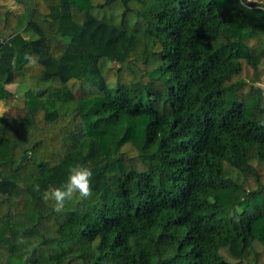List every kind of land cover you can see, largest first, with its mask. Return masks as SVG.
I'll list each match as a JSON object with an SVG mask.
<instances>
[{"label": "trees", "instance_id": "1", "mask_svg": "<svg viewBox=\"0 0 264 264\" xmlns=\"http://www.w3.org/2000/svg\"><path fill=\"white\" fill-rule=\"evenodd\" d=\"M13 1L4 263L264 264V0ZM77 163L92 196L56 212L43 192Z\"/></svg>", "mask_w": 264, "mask_h": 264}, {"label": "clouds", "instance_id": "2", "mask_svg": "<svg viewBox=\"0 0 264 264\" xmlns=\"http://www.w3.org/2000/svg\"><path fill=\"white\" fill-rule=\"evenodd\" d=\"M255 2V0H241V3L244 6ZM25 59L29 62L32 61V57L26 54ZM4 115L3 112H0V117ZM93 176V172L90 167L82 164H74L68 168V176L66 184L61 187H49L46 191L43 192L42 198L46 201H54L56 212H61L64 208L66 201L72 200L75 195L78 194L79 198L87 199L92 196V189L90 184V179ZM33 190L39 192V184L33 185ZM20 242H23L21 238Z\"/></svg>", "mask_w": 264, "mask_h": 264}, {"label": "rangeland", "instance_id": "3", "mask_svg": "<svg viewBox=\"0 0 264 264\" xmlns=\"http://www.w3.org/2000/svg\"><path fill=\"white\" fill-rule=\"evenodd\" d=\"M6 5L13 13L15 14H19L22 12V7L17 5L13 0H0V5ZM25 34L27 35V37L29 38H34L35 34L31 31H26ZM262 85L264 86V76L262 77ZM30 83L28 81L22 82L21 84H12L8 86V89L13 92L14 94H16L17 96H21L23 95V93L29 88ZM10 107V105L8 104V102L6 101H0V112L1 110H8ZM19 239H21V237H18ZM23 241H28L27 245L31 246L35 243V241L37 240V238L39 239V237L34 236V234H29V235H25L22 236ZM2 262V263H1ZM5 259L4 257H2V253L0 251V264H5ZM74 261H69V260H65L63 261L61 264H74Z\"/></svg>", "mask_w": 264, "mask_h": 264}, {"label": "crops", "instance_id": "4", "mask_svg": "<svg viewBox=\"0 0 264 264\" xmlns=\"http://www.w3.org/2000/svg\"><path fill=\"white\" fill-rule=\"evenodd\" d=\"M0 101H4V100H0ZM1 112H4V110H1Z\"/></svg>", "mask_w": 264, "mask_h": 264}]
</instances>
